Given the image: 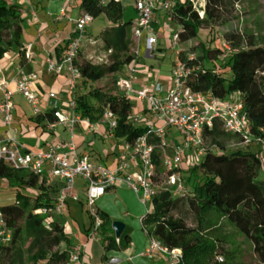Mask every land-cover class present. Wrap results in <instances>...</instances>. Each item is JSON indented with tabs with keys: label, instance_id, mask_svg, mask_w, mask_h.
Wrapping results in <instances>:
<instances>
[{
	"label": "trees",
	"instance_id": "16d2710c",
	"mask_svg": "<svg viewBox=\"0 0 264 264\" xmlns=\"http://www.w3.org/2000/svg\"><path fill=\"white\" fill-rule=\"evenodd\" d=\"M174 1L170 13L171 27L177 32L179 43L184 44L194 40L199 30L229 24L235 6L242 0H205L202 19L191 5ZM101 2L80 0L79 8L92 19L104 15L113 25L110 28L112 38L104 39L109 51L126 49L136 13L134 18L126 19L120 4ZM21 11L20 5L0 0V59L10 49L20 46ZM222 37L223 44L232 52L224 65L215 61L224 55V50L206 49L200 44L197 45L200 56L181 52L174 63L189 70L187 84L193 91L210 93L220 99H228L232 94L233 98L238 96L243 102L251 134L264 139V46L256 43L251 35L236 30L227 31ZM191 55L192 60L189 59ZM132 59L131 54L125 58L113 55L110 65L99 66L80 61L78 55L75 65L82 75L80 86L85 88L112 76L116 87L118 77ZM211 62V67H205ZM76 101L77 109L91 122L98 121L104 109L112 111L117 118L115 138L131 143L144 132L143 128L127 122L135 105L121 94H102L94 89L80 95L78 91ZM44 116L52 121L50 114ZM225 134L218 122L205 131V154L190 171L193 174L199 170L201 176L198 183H192L189 195L172 198L168 192L161 193L152 202V212L141 217V229L147 237H155L168 249L181 251L179 264H234L233 253L227 249L221 231L222 220L251 244L254 255L264 264V179L259 178L264 157L256 144H251L257 147L256 152L225 153L219 143ZM213 147L217 148L216 151L211 150ZM19 173L0 165L1 179L17 178ZM26 174L27 184L34 187L38 177ZM51 204L40 199L32 200L29 196H18V202L0 207L11 234L10 241L0 245V264H65L71 248L59 249L61 245L69 244L63 227L52 218L46 224L45 216L34 213ZM179 205L186 206L193 213L196 227H188L181 218L172 215ZM96 215L101 221L99 234L105 243L104 248L109 249L115 244L112 221L101 211L97 210ZM127 242L128 236L124 232L119 237L118 248H123Z\"/></svg>",
	"mask_w": 264,
	"mask_h": 264
},
{
	"label": "built area",
	"instance_id": "2783aa9c",
	"mask_svg": "<svg viewBox=\"0 0 264 264\" xmlns=\"http://www.w3.org/2000/svg\"><path fill=\"white\" fill-rule=\"evenodd\" d=\"M123 0H102V4L114 2L120 4ZM136 18L130 26V52L132 68L125 67L116 81L119 94L145 105L144 111H134L127 122L132 126L144 129L143 134L133 142H123L117 154L116 168L110 170L102 164H95L87 153H79L73 141L76 128L85 125L89 134L99 133L102 136L114 138L117 128V118L108 108L96 122L82 116L77 109V92L82 81L80 70L75 62L80 52L81 41L86 36V30L92 22V17L83 13L73 22V30L67 38L57 59L47 57L46 70L49 75H67V101H61L57 94L48 93L46 98L36 94L33 87L37 75L18 71L9 78L0 76V121L7 131L12 132L14 126V98L19 96L28 105L33 117L46 114L52 116L45 128L54 132L63 129L67 139L56 142L46 151L34 153L15 138L0 139V165L15 172H24L37 177L46 175L47 183L57 181L60 188L55 201L48 207L34 211L36 215L45 216L49 222L54 216H62L68 199L77 201L74 194L75 180L80 178L86 183V205L94 218V225L88 235V240L98 238L101 221L93 207L95 203L110 189L123 184L146 209L145 215L152 212V202L161 193L168 192L172 198L186 193L184 182L179 174L186 153H192L200 160L205 154L204 134L212 128L214 122L220 123L222 129L238 139L239 145L256 144L264 157V139L251 134L249 121L243 112V102L235 98L220 99L210 93L195 92L187 84L189 70L182 64H174L166 83L159 81L149 85L136 87L135 62L140 57L151 58L158 42L153 29L154 13L158 9L166 14L167 24L171 25L170 13L175 6L174 0H131ZM14 4H25L29 12L35 16L36 10L27 0H10ZM181 4L191 5L202 19L204 17L205 0H178ZM66 7H61L58 19L64 17ZM168 27L171 30L172 27ZM171 48L179 43L177 32L171 30ZM146 40L145 52L142 55L140 46ZM224 52H230L227 45H222ZM25 59L32 55L30 47L21 50ZM111 53V51H108ZM225 56V54L223 55ZM190 60L193 59L191 55ZM134 100V101H133ZM175 133L177 138L171 137ZM156 161L158 163H156ZM129 167L134 170L128 172ZM148 207V208H147ZM140 225L142 222L140 218ZM145 234V232H144ZM146 236V234H145ZM10 231L0 211V245L10 241ZM114 243L119 244V238L114 237ZM85 245L71 248L65 264H84L82 252ZM141 256L152 260L155 256L165 259L164 264L181 263L182 254L179 249H168L155 237L146 236V247ZM221 261V259H219Z\"/></svg>",
	"mask_w": 264,
	"mask_h": 264
},
{
	"label": "crops",
	"instance_id": "0c3cea01",
	"mask_svg": "<svg viewBox=\"0 0 264 264\" xmlns=\"http://www.w3.org/2000/svg\"><path fill=\"white\" fill-rule=\"evenodd\" d=\"M123 1H126L127 3L130 2L128 7L130 8L129 10L132 11L129 14V17L134 18L135 12L132 6V1ZM27 2L30 3L36 10V15L33 16L25 4H20V7L22 8L20 14L22 21L25 23V27L23 28L22 26L20 46L15 49H10L3 54L0 59V76L2 75L5 78H9L15 75L18 71H22L26 74L34 73L37 75L38 79L33 89L38 96L46 98V95L51 92L57 94L60 100L65 102L69 98V94L67 92L68 77L67 75L59 77L49 75L46 70V59L47 57H52L54 59L59 57L61 49L66 44L67 38L71 35L73 30V22L83 14L79 8L80 0H27ZM63 6L66 7L64 17L62 19H58L59 11ZM157 14L163 15V17L166 16L165 13L157 9L153 18L154 23L156 24L158 23ZM109 24L111 25L110 28H112L113 25L111 23ZM90 27L91 23L88 28ZM165 28L167 30L162 32L163 36L157 34L159 39L154 49L152 59H156L158 55L165 53L163 52V50L166 49L163 43V38L165 37V33H167V31L170 32L168 26H165ZM87 30L86 35L88 34ZM93 41L94 40L88 39L83 43L82 40L80 52L83 50L85 52L86 47H88L87 45ZM28 46L31 49L32 55L29 59H25L24 53L21 52V50ZM145 48L146 40L144 38L140 46L142 55L145 52ZM87 50L89 51V48H87ZM85 54H87L84 57L85 60H89L90 54L88 52ZM146 59L151 58L140 57L139 60L135 62L134 74L137 78L136 87L149 85L154 81H162L166 83L168 78L159 76L160 74H158V72H156V77H160L159 80L155 78H148L151 72V66L145 63ZM88 62L94 65L93 60ZM132 64L134 63H130L126 67H131ZM233 97V94L229 96V98ZM144 110V107L141 106L138 110L136 109V111L140 112H143ZM47 121L48 120L45 116H41L39 118L33 117L26 102L19 96H15L13 131H7L0 121V139H9L13 137L18 140V142L21 143L27 151L34 153L46 151L57 141L67 139V134L63 129L58 128L54 132H48L45 128ZM90 135H102V130L99 133L89 134L85 131L84 124H80L76 128L73 141L77 147V151L79 153H87L93 163L102 164L104 167L114 170L116 168L117 154L121 150L120 148L124 140L116 141L113 148L107 151H99L92 149L85 143V138ZM171 137L176 139L177 135L175 134L173 136V134H171ZM189 157H192L191 159L193 160L196 159L192 153H188V159ZM133 170L134 169L132 167H129L128 172H132ZM27 179V174L24 172L19 173L17 178H0L1 198L5 199L4 194H6V192H13V197L29 196L32 200L40 199V201L48 202L49 204L55 201L60 188L59 182L53 181L51 183H47L46 175H43L42 177H38L35 186L31 187L27 184ZM74 194L77 196L76 192H74ZM13 197L5 200L9 201L6 205L18 202V197L14 200V202H11V199H14ZM84 202H86L85 193L83 195V199H80V197H78L77 201L68 199L64 214L59 217H52L53 220L58 222L63 229H65L64 224L67 221V217L71 216L72 220L78 223L83 230L82 234L74 235L72 243L61 245L59 247L60 250L70 249L78 245H85L82 252L84 264L165 263V259L161 256H155L152 260H147L141 256L146 247V236L140 225V218L142 217L140 215V206L142 205L140 204L139 198L123 184H119L115 188L108 190L97 201L98 203H101L98 211L105 213L112 222L119 221L125 225L123 233L125 232L128 236V242L123 248H118L116 244H113L111 248L105 249V243L99 233L97 239L88 240V235L93 227L92 223L94 218L91 215V212H87V209L83 207ZM84 215L87 216V219H85ZM137 226L140 227L141 232L138 231ZM114 237L113 232V238Z\"/></svg>",
	"mask_w": 264,
	"mask_h": 264
},
{
	"label": "rangeland",
	"instance_id": "374dc122",
	"mask_svg": "<svg viewBox=\"0 0 264 264\" xmlns=\"http://www.w3.org/2000/svg\"><path fill=\"white\" fill-rule=\"evenodd\" d=\"M130 3V2H129ZM129 3L126 1L121 2V6L125 13V18L129 19V14L132 10H129L128 7ZM129 10V12H128ZM128 12V13H127ZM59 15V14H58ZM167 17L160 14H157V24L153 23V29L155 34H158L160 36H163L162 32L164 30H167L165 26H168L166 24ZM23 28L25 27V23L22 22ZM111 25L108 23L107 19L104 15H99L91 22V27L87 30V35L85 38H83V43L86 42L88 39L94 40L93 42H90L88 47H86V51L84 50L80 52L79 54V60H85V56L89 53L90 59L86 61H92L94 62V65H102V66H108L110 65L111 57L113 55H117L120 58H125L127 56H130V40H128V44L126 49H112V52L109 53V45H107V42L104 41L105 38L111 39L112 38V32L110 31ZM171 27V25H170ZM173 30V28H171ZM169 30V31H171ZM230 30H236L239 33L251 35L253 39H255V42L264 46V0H242L238 5L235 6L234 11L232 12V20L229 24L223 26V27H211L208 30H199L197 33V37L192 40L189 43L180 44L178 43L177 46L174 49H171V32L165 33V37L163 38V43L165 46V50H163V54H160L157 56L156 59H146L145 63L151 66V72L148 76L149 79H158L156 77V72L160 74L159 76H163L165 78H168L170 75V68L175 63V58L178 55V53H184L187 54H193L195 56H200V49H198L197 45H203L206 49H217L223 48V34ZM105 31V32H104ZM157 35V37H158ZM129 39H130V33H129ZM159 39V38H158ZM89 48V51L87 50ZM225 56L221 55L219 56L215 61L216 63H219L221 65H224L226 62H228L229 58L232 56V52H224ZM213 63H209V65L205 67H211ZM161 83H164L160 81ZM79 94H86L87 92H91L94 89H97L102 94H109V95H116L119 94L116 87L115 82L112 79V76L101 80L99 83L86 86L83 88L82 86L79 87ZM134 101V100H133ZM135 110L139 109V107H145L144 104L139 103L137 101H134ZM173 136L175 133H171ZM177 139V138H176ZM122 138H107L102 135H90L85 138V143L89 145L92 149H96L99 151L102 150H109L113 148L116 141H122ZM179 142L180 139L178 138ZM62 140H59L57 142H60ZM219 143L223 147L225 153H230L234 151H250V152H256L257 147L255 145L250 146H241L239 145V141L236 137L231 136L229 134H225L221 137L219 140ZM207 148L209 147V143H207ZM216 147L211 148L212 151H216ZM194 155V154H193ZM192 158V157H191ZM189 157L188 159V153L184 156L183 159V165L179 172L185 186L186 195H189L192 189V183H198V180L200 178V172L199 170H196L193 174L190 173V171L198 164V159L195 160L191 159ZM189 161V162H188ZM259 178L264 179V167L259 175ZM80 181V185H79ZM80 186V187H79ZM86 187V183L81 180L80 178L75 180L74 185V192L77 193V196L80 197V199H83L84 195V188ZM83 191V192H82ZM13 192H6L4 194L5 199H2L0 194V207L5 206L8 204L9 201L8 198L13 197ZM18 196L13 197L14 199H11V202H14V200L17 199ZM101 203L96 202L93 209L94 211H97L100 207ZM83 207L87 209V212H91L89 207L86 205V203H83ZM148 208V207H147ZM146 212V209L143 206H140V215L144 216ZM87 215V213L85 212ZM174 217L181 218L185 224L188 227H196V218L193 215V213L183 205H179L178 208L173 212L172 214ZM85 219H87V216H85ZM47 224L48 222L45 221ZM94 221L92 223V226L94 225ZM64 233L68 238L69 243H72V239L74 235L82 234L83 230L82 227L74 222L72 220V217H67V221L64 224ZM138 227V231L141 232L140 227ZM220 227L221 231L227 241V249L229 251H232L233 253V260L232 262L234 264H261L257 257L254 255L252 251L251 244L242 236L240 233H238L234 228L229 226L224 220L220 221Z\"/></svg>",
	"mask_w": 264,
	"mask_h": 264
},
{
	"label": "water",
	"instance_id": "95a60500",
	"mask_svg": "<svg viewBox=\"0 0 264 264\" xmlns=\"http://www.w3.org/2000/svg\"><path fill=\"white\" fill-rule=\"evenodd\" d=\"M111 228L114 232V236L119 238L124 231L125 225L119 221H114L112 222Z\"/></svg>",
	"mask_w": 264,
	"mask_h": 264
}]
</instances>
